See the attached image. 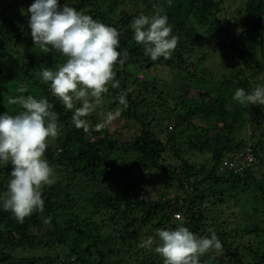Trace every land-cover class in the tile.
<instances>
[{"label":"trees","instance_id":"trees-1","mask_svg":"<svg viewBox=\"0 0 264 264\" xmlns=\"http://www.w3.org/2000/svg\"><path fill=\"white\" fill-rule=\"evenodd\" d=\"M33 2L0 0V114L20 111L8 103L20 85L28 86L24 95L54 105L61 131L45 157L56 182L43 191L44 211L23 223L0 202V264H163L139 244L155 238L158 228L181 224L198 236L214 231L222 243L221 252L210 250L200 264H264V107L232 99L237 88L264 83L257 54L264 56V0H245L234 12L233 33L214 43L213 36L228 30L221 26L222 0H60L115 27L118 51L128 53L116 68L120 89H110L98 111L122 109L115 97L131 88L127 109L87 133L72 124V113L38 75L64 57L34 46L27 13ZM154 6L178 37L171 57L156 61L144 55L130 27L141 13L154 14ZM159 68L180 77L179 86L157 77ZM89 119L93 125L101 120L97 114ZM241 151L254 160L238 172L220 171L225 158L242 159ZM10 171L0 165V193ZM230 201L235 205L226 208ZM242 204L259 221L251 224L235 210Z\"/></svg>","mask_w":264,"mask_h":264},{"label":"clouds","instance_id":"clouds-1","mask_svg":"<svg viewBox=\"0 0 264 264\" xmlns=\"http://www.w3.org/2000/svg\"><path fill=\"white\" fill-rule=\"evenodd\" d=\"M154 7V14L141 13L130 24L135 42L143 46L144 55L152 61L170 58L178 44L167 15L162 14V8ZM27 13L34 46L45 54L55 51L64 57L55 68L46 67L38 75L52 96L72 113V124L85 133L111 125L122 109H127L126 97L131 91H120L115 97L122 109L98 111L110 89L121 87L116 68L125 65L128 53L118 51L120 32L75 7L61 5L60 0H34ZM28 91L27 85H20L16 89L19 95L8 99L20 111L0 114V165L11 166L0 202L19 223L45 209L43 191L56 182L55 170L45 153L61 131L54 105L46 97L24 95ZM232 99L240 105L264 107V83L248 91L237 88ZM93 114L101 118L95 125L89 119ZM139 247L154 251L163 264H200L205 253H219L223 248L214 231L209 236H198L183 224L172 230L158 228L155 238L148 236Z\"/></svg>","mask_w":264,"mask_h":264},{"label":"rangeland","instance_id":"rangeland-1","mask_svg":"<svg viewBox=\"0 0 264 264\" xmlns=\"http://www.w3.org/2000/svg\"><path fill=\"white\" fill-rule=\"evenodd\" d=\"M72 2H74V0H72ZM244 2H245V0H222L223 10H222V12H220L221 26L224 27V28H228V30H226V32H224L222 34H219L218 36H215V37L213 36V38H212L213 43L214 42H220L225 36H227L229 34V31H231L233 33V31H232L233 26H232V23L231 22L233 21L234 12H235V10L237 8L244 7ZM229 23H231V26L229 25ZM196 25H199V24L197 22H194V26H196ZM198 28H200V27H198ZM240 32L241 31L238 30V28H237V31H236V34L235 35L236 36H238V35L240 36L241 35ZM231 38H233V37H227V38H225V40L227 42H230ZM205 39L206 38H203V40H205ZM240 46L243 49L246 48L245 45H240ZM257 54L259 56V59L264 60V56H262L259 52H257ZM209 62H210V66H214V62L213 61L210 60ZM220 62L221 61H219L218 64ZM154 73L156 74L157 77H159V78H161L163 80H168L169 82H173L174 79L177 80L176 81V85L177 86H179V84L181 82V78L180 77H178L177 75H175L173 73L172 74L168 73V70H163V69L159 68L158 69V72L157 73L154 72ZM139 77L141 79H145L146 78V75L144 73H140ZM192 95H194V94H192ZM194 121L197 124H203V125L206 124V122H202V120H200L198 118H196ZM199 158H200V159H198L199 161L200 160H203L204 156L199 157ZM152 193L155 194L154 191H152ZM161 195H163V193ZM229 205L232 206V205H235V204H234L233 201H230L228 203V205L226 206V208H228ZM235 207H236V209H235L236 211H240L243 214H245L247 217H249V219H250L249 222L251 224L256 223L257 221H259L258 216L256 214H254V210H252V208L247 209V208H245L243 206V204L242 205L235 206Z\"/></svg>","mask_w":264,"mask_h":264},{"label":"built area","instance_id":"built-area-1","mask_svg":"<svg viewBox=\"0 0 264 264\" xmlns=\"http://www.w3.org/2000/svg\"><path fill=\"white\" fill-rule=\"evenodd\" d=\"M241 153H246L242 159H240L239 157L233 159L225 158L220 167V171L233 170L234 172H238L242 170L246 165H248L250 163L249 161L254 160V156L252 153L248 151H241ZM175 217L180 218L181 215L179 213H175Z\"/></svg>","mask_w":264,"mask_h":264}]
</instances>
